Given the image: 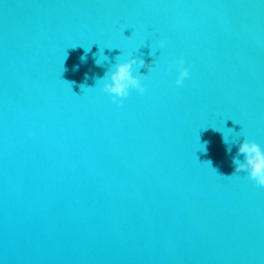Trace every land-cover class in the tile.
<instances>
[{
  "label": "water",
  "instance_id": "obj_1",
  "mask_svg": "<svg viewBox=\"0 0 264 264\" xmlns=\"http://www.w3.org/2000/svg\"><path fill=\"white\" fill-rule=\"evenodd\" d=\"M133 55L146 91L117 106L96 80ZM245 137L264 0H0V264H264Z\"/></svg>",
  "mask_w": 264,
  "mask_h": 264
},
{
  "label": "clouds",
  "instance_id": "obj_2",
  "mask_svg": "<svg viewBox=\"0 0 264 264\" xmlns=\"http://www.w3.org/2000/svg\"><path fill=\"white\" fill-rule=\"evenodd\" d=\"M159 47L164 48L166 41L159 40ZM152 54V50L149 53ZM154 63H150L137 56L133 55L123 62H115L105 72L103 77L97 78L96 83L102 81V91L109 94L111 101L117 106H122L124 99L130 95L132 89L138 90L141 94L145 93L146 88L142 83L143 74L140 73V68H148ZM99 65L100 63L97 62ZM176 69L178 75L175 83L177 86H183L186 78L190 76L189 67L185 66V59L181 55L178 59L169 65L168 71ZM243 157L241 159L240 157ZM233 165L236 173L245 172L248 178L254 185L264 188V147L255 140L243 138L238 143V152L233 158Z\"/></svg>",
  "mask_w": 264,
  "mask_h": 264
}]
</instances>
